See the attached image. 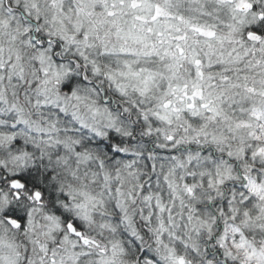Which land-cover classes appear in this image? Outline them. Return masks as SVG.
Returning <instances> with one entry per match:
<instances>
[{
	"label": "clouds",
	"instance_id": "obj_1",
	"mask_svg": "<svg viewBox=\"0 0 264 264\" xmlns=\"http://www.w3.org/2000/svg\"><path fill=\"white\" fill-rule=\"evenodd\" d=\"M236 2L0 0V264H257L264 0Z\"/></svg>",
	"mask_w": 264,
	"mask_h": 264
},
{
	"label": "snow or ice",
	"instance_id": "obj_2",
	"mask_svg": "<svg viewBox=\"0 0 264 264\" xmlns=\"http://www.w3.org/2000/svg\"><path fill=\"white\" fill-rule=\"evenodd\" d=\"M120 2L123 3L124 0H120ZM168 2L170 5L178 6L177 0H168ZM221 2L231 3L232 0H221ZM143 3H145V0H131V6L133 8L140 7ZM258 8H259V5L251 3L250 0H237V2H236V10L237 11H244L247 9H251L253 12H257ZM114 14L115 13H113V12L109 13V15H114ZM162 16L170 18V19H178L181 22H185L184 16H182V15L177 16V15L172 13L170 8H164L160 4H156L154 6L153 14L150 17L146 16V15H137L135 17V19L138 21H141L143 23H147L149 21V19H151V21H156L157 19H159ZM189 24H190V27L194 31L199 32L202 35H205L208 37H214L216 35V32L214 30H212L211 28L196 25V24H191L190 22H189ZM148 31L151 32L152 29L149 28ZM177 31H179V29H177ZM158 34L161 36L164 35L163 32L158 33ZM248 36L250 38L255 37L256 39H260L261 36H264V11L258 12V20L256 23L251 25L250 30L248 31ZM186 38H187L186 34L173 37V39L178 40V41L185 40ZM176 47H177L178 51L181 53V55H183L184 48L179 44H177ZM195 64L198 66L197 75L203 77L204 76L203 68L199 67L202 64V62L199 59H197V60H195ZM224 79H227V77H224ZM247 90L249 92H253V93H255L257 91V89L255 87H249ZM262 94H264V92H262ZM187 95H188V93L185 92V96H187ZM196 96H200L201 99H203L202 91H200V90L195 91L190 98L193 99V101H194V98ZM194 106H195L194 103L188 105L189 108H192ZM202 106L204 108H209V105L207 103L203 104ZM209 110H211V109H209ZM255 114L256 113H254V115ZM261 151H264V149H261ZM11 181H12V186L14 188H17V189L27 190L31 186L32 189H35V192H34L35 197L37 199L42 198V194H43L44 190L40 189L39 185L37 183H35L34 178H31V177L25 176V175H20V176L12 177ZM253 190H255V187L253 188ZM17 196H19V192H17ZM57 211H59V210L57 209ZM12 222L17 223V220L13 219ZM67 227L69 229H71V231L73 233H75L76 235L83 237V233L78 231L77 225L69 223V224H67ZM83 241L85 244L90 243V241L87 237H83ZM246 255L249 259H252V257L254 255H256V252H255V250H253V252H249ZM259 257H260V260H258L257 264H262V262H264V250H260ZM52 264H56L55 258H53ZM180 264H184L182 257L180 258Z\"/></svg>",
	"mask_w": 264,
	"mask_h": 264
}]
</instances>
